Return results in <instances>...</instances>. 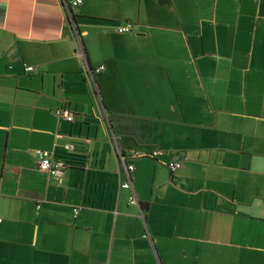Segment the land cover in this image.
<instances>
[{
  "label": "crops",
  "instance_id": "obj_1",
  "mask_svg": "<svg viewBox=\"0 0 264 264\" xmlns=\"http://www.w3.org/2000/svg\"><path fill=\"white\" fill-rule=\"evenodd\" d=\"M72 1L0 0V264H264V0Z\"/></svg>",
  "mask_w": 264,
  "mask_h": 264
},
{
  "label": "built area",
  "instance_id": "obj_2",
  "mask_svg": "<svg viewBox=\"0 0 264 264\" xmlns=\"http://www.w3.org/2000/svg\"><path fill=\"white\" fill-rule=\"evenodd\" d=\"M80 4H81V0H73L70 3V6L76 7ZM132 28H133L132 24L126 23L122 27H119L117 29V32L120 34L127 33L129 31H131ZM75 55L79 58V60L84 58V54H83L82 47H81V44L79 42L78 36H75ZM103 70H104V67L102 65H99L94 69L87 68V71H84V73H83V79H84L85 83L87 84L89 90L91 91L95 103H97L99 98L97 97V91H96V87L94 84V76L96 74H99ZM24 71L26 73H32L34 71V69L30 66H25ZM55 115L57 116V118L59 120L66 121L69 123H71L75 120L74 115L72 113L68 112L65 108H59V109L55 110ZM112 148H113V152H114V156L116 158L117 164L119 167H121L123 169V172H124L125 177H126V181L124 183H122V185L120 187L123 189H127L131 192L132 195L130 196L128 203L130 205H136L137 200H136L135 195L133 193L131 181H130V173L133 171V167L131 165L125 164V157L122 154V152L119 150L115 140H113V147ZM159 154H160V152H157V151L152 152L151 154L133 152L130 154V156L135 157V158L136 157H145V156L155 157ZM180 166H181V164L179 162H171V163L167 164V168L170 171H174V170L178 169ZM36 167H37V170L39 172L46 174L53 181L59 183L60 178H61V174L63 172L65 165H64L62 160L53 158L51 156V154H49L48 152L37 151L36 152ZM36 207H37V209H39L40 206L37 205ZM77 212H78V210H73L74 215H76Z\"/></svg>",
  "mask_w": 264,
  "mask_h": 264
},
{
  "label": "water",
  "instance_id": "obj_3",
  "mask_svg": "<svg viewBox=\"0 0 264 264\" xmlns=\"http://www.w3.org/2000/svg\"><path fill=\"white\" fill-rule=\"evenodd\" d=\"M68 16H69V23H70V25L72 26V29H73L75 27V23H74V20H73V18L71 16V12L70 11H68Z\"/></svg>",
  "mask_w": 264,
  "mask_h": 264
},
{
  "label": "trees",
  "instance_id": "obj_4",
  "mask_svg": "<svg viewBox=\"0 0 264 264\" xmlns=\"http://www.w3.org/2000/svg\"><path fill=\"white\" fill-rule=\"evenodd\" d=\"M72 16V15H71ZM67 22H68V20H67ZM81 40L79 39V42H80Z\"/></svg>",
  "mask_w": 264,
  "mask_h": 264
}]
</instances>
